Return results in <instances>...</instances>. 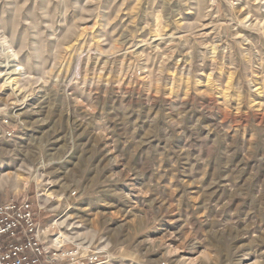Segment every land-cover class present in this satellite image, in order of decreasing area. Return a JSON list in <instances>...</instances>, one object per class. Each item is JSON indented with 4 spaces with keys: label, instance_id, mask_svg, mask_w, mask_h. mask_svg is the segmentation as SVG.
Masks as SVG:
<instances>
[{
    "label": "rangeland",
    "instance_id": "obj_1",
    "mask_svg": "<svg viewBox=\"0 0 264 264\" xmlns=\"http://www.w3.org/2000/svg\"><path fill=\"white\" fill-rule=\"evenodd\" d=\"M94 264H264V0H0V204Z\"/></svg>",
    "mask_w": 264,
    "mask_h": 264
},
{
    "label": "built area",
    "instance_id": "obj_2",
    "mask_svg": "<svg viewBox=\"0 0 264 264\" xmlns=\"http://www.w3.org/2000/svg\"><path fill=\"white\" fill-rule=\"evenodd\" d=\"M96 258L66 250L40 227L25 199L0 204V264H94Z\"/></svg>",
    "mask_w": 264,
    "mask_h": 264
}]
</instances>
